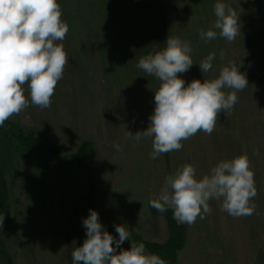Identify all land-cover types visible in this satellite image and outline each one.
<instances>
[{"label": "rangeland", "instance_id": "374dc122", "mask_svg": "<svg viewBox=\"0 0 264 264\" xmlns=\"http://www.w3.org/2000/svg\"><path fill=\"white\" fill-rule=\"evenodd\" d=\"M57 2L69 27L57 42L68 63L51 106L40 109L29 103L0 126V225L7 228L5 236H14L22 255L37 264H72L73 250L86 239L83 219L95 210L116 239V225L130 232L117 252L131 243L164 244L175 225L184 235L177 264H264V0H223L239 15L240 34L233 42L219 36L205 42L199 36L214 24L217 0ZM167 37H179L192 48L194 64L181 75L186 84L216 78L231 61L246 74L248 86L237 93L231 114H220L211 135L199 131L182 141L181 150L151 159L152 138L137 142L126 133L144 131L150 124L160 81L137 64L162 50ZM209 53L215 59L203 74L198 64ZM23 87L30 100L27 85ZM17 135L43 143L26 148ZM85 143L90 148L78 156ZM242 154L255 172L253 215L235 218L213 199L211 213L189 226L178 224L172 209L159 212L150 206L164 178L181 165H194L201 178L218 162Z\"/></svg>", "mask_w": 264, "mask_h": 264}, {"label": "clouds", "instance_id": "9594fccd", "mask_svg": "<svg viewBox=\"0 0 264 264\" xmlns=\"http://www.w3.org/2000/svg\"><path fill=\"white\" fill-rule=\"evenodd\" d=\"M214 24L199 36L205 42L218 36L233 42L240 34L239 15L230 5L217 0ZM57 0H0V126L31 105L51 106L58 81L63 78L68 56L62 43L69 27L62 19ZM217 29L219 32L213 30ZM166 46L141 57L137 67L160 81L155 91V108L146 130L126 133L137 142L152 138L151 159L179 151L182 141L199 131L211 135L221 113L230 115L238 102L237 93L248 86L245 73L234 62L223 66L216 78L193 79L181 75L194 64L192 48L179 37H167ZM214 53L198 65L203 74L212 69ZM24 85H27L26 98ZM228 90V91H226ZM113 147L120 151V145ZM255 172L246 154L218 162L208 174L197 178L196 167L185 163L164 178L159 194L149 200L159 212L172 209L174 220L189 226L210 214L209 201H222L221 208L235 218L253 215L257 196ZM86 239L72 252V264H166L157 254L146 253L144 243H131L127 250L117 248L130 240L124 225H116L118 239L101 224L99 214L89 210L83 219Z\"/></svg>", "mask_w": 264, "mask_h": 264}, {"label": "trees", "instance_id": "16d2710c", "mask_svg": "<svg viewBox=\"0 0 264 264\" xmlns=\"http://www.w3.org/2000/svg\"><path fill=\"white\" fill-rule=\"evenodd\" d=\"M18 144L23 147L31 148L33 145L42 144L41 138L35 136L24 137L17 135ZM90 148V144H83L79 150L78 156L83 154ZM171 237L168 242L164 244H147L145 246L153 253L159 255L166 261V264H177V251L181 248L184 243L183 232L175 225L171 226Z\"/></svg>", "mask_w": 264, "mask_h": 264}, {"label": "crops", "instance_id": "0c3cea01", "mask_svg": "<svg viewBox=\"0 0 264 264\" xmlns=\"http://www.w3.org/2000/svg\"><path fill=\"white\" fill-rule=\"evenodd\" d=\"M6 229L5 226L0 225V264H37L35 259L22 255L19 241L11 239L12 235L10 239L9 236H5ZM38 264L46 263L41 261Z\"/></svg>", "mask_w": 264, "mask_h": 264}]
</instances>
